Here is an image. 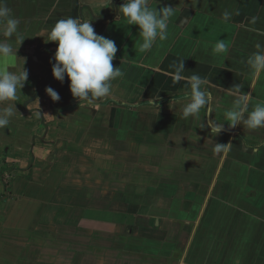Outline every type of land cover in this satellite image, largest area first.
I'll use <instances>...</instances> for the list:
<instances>
[{
  "label": "crops",
  "instance_id": "obj_1",
  "mask_svg": "<svg viewBox=\"0 0 264 264\" xmlns=\"http://www.w3.org/2000/svg\"><path fill=\"white\" fill-rule=\"evenodd\" d=\"M122 3L8 0L26 37L16 63L28 71V79L13 102L17 111L9 128L0 129V264H264V129L229 128L225 123L215 136L201 128L208 119L205 109L194 119H180L190 89L172 77L173 66L183 60L184 74L205 78L214 98L239 84L264 100V79L253 84L243 63L257 43H264V0H163L157 7L179 6L181 11L170 23L169 38L145 53L139 51L138 26L119 17ZM225 11L231 14L227 23L221 19ZM69 16L90 21L118 49L112 63L124 74L113 82V94L94 104L80 103L68 78L61 83L52 75L58 45L45 41L47 32ZM218 39L229 45L222 57L211 54ZM48 87L58 92L59 101L46 93ZM155 96L160 110L153 107ZM223 99L230 106V98ZM215 116L224 122L223 111L214 106ZM229 142L233 146L226 157L214 154L215 143ZM109 145L115 147L116 159L131 157L135 173L132 192L121 198L130 202V215L114 216L123 224L146 220L143 227L150 226L143 242H110L103 229L112 196L101 193L92 199V193L80 192L79 165H84L86 179L98 150L103 157L93 164L101 171ZM69 198L100 203H91L85 212L96 227L81 232L103 237L76 242L84 235L72 231L68 258L58 249L49 256L43 239L59 231L48 230L47 222L63 214ZM19 199L29 202L31 211L13 210ZM152 230L157 239L150 237ZM33 239L38 252L34 261L28 256ZM112 252L117 258L110 260L106 254ZM125 252L131 254L128 259Z\"/></svg>",
  "mask_w": 264,
  "mask_h": 264
},
{
  "label": "clouds",
  "instance_id": "obj_2",
  "mask_svg": "<svg viewBox=\"0 0 264 264\" xmlns=\"http://www.w3.org/2000/svg\"><path fill=\"white\" fill-rule=\"evenodd\" d=\"M111 4L112 0H107ZM163 0H123L118 9L119 17L127 25H136L139 29V51L152 50L158 41L169 38V26L178 15L179 6L164 5ZM223 22L231 20L227 11L221 14ZM20 32V20L8 6V0H0V129L9 128L14 113L18 91H21L28 79V71L17 65V50L25 40ZM13 41L18 45L14 47ZM46 42H56L58 47L52 57V75L63 83L65 77L70 81L69 88L72 96L82 102L94 104L113 94V82L123 76L121 67H114L112 61L118 51L115 42L98 35L90 21L79 17L58 19L47 32ZM229 52V45L218 39L211 45L213 56H224ZM51 62V61H50ZM123 63V62H122ZM247 75L253 84L264 79V43H257L255 51L243 61ZM172 77L175 84L184 82L190 89L185 97L186 103L180 107V119L188 121L199 116L202 109L206 110L201 128H208L210 133L218 136L229 128L242 125L245 130L264 129V100L255 99L251 92L242 91V86L235 84L223 90V96L230 98V106H225L223 96L214 98L208 89V81L200 75H185L184 61L174 66ZM53 101H59L58 92L51 87L45 89ZM158 96L153 98V107L160 110ZM135 106V105H133ZM214 106L223 111L221 123L215 116L212 118ZM204 117V118H205ZM232 143H215L214 154L226 157L232 149ZM259 151V149H254Z\"/></svg>",
  "mask_w": 264,
  "mask_h": 264
},
{
  "label": "rangeland",
  "instance_id": "obj_3",
  "mask_svg": "<svg viewBox=\"0 0 264 264\" xmlns=\"http://www.w3.org/2000/svg\"><path fill=\"white\" fill-rule=\"evenodd\" d=\"M93 154H94L93 159L91 158V161H90L91 162V171L89 170L90 176L86 177V179H84L85 177L83 175V170H81L84 165L83 164L79 165V170H77V173H79L78 175L79 180L82 183L81 184L82 186H80L79 188H82L80 192H82L83 190L86 192V194L92 193L91 194L92 199L99 198V197L101 198L100 196L101 193H107L109 197L112 196L111 197L112 202H109V201L107 202L108 204L107 212L109 216L107 218L108 224L104 223L105 228H107V230L103 229L104 231H107L104 233V236L108 234L109 241L112 243H115V242L118 243L124 240L126 243H132V241L135 243H137L138 241L143 242L142 239L146 240L148 237L149 232L147 230L149 229V226H150L148 224L147 227H143L144 222L146 220H144L143 223L139 222L137 224L135 223L132 224L131 222H125L126 218H124L125 223L123 224L122 218L114 216L115 213H121V212H124L125 214L127 213L128 215H130V213L128 212L130 211L129 210L130 208H128L130 202L122 200L121 194L132 192V189L130 187L128 188V183H131L133 181V175L135 174V173H132V170H131L134 167V163L132 162L133 160L131 159L130 156H123L121 164L119 165L118 160L116 161L115 147H112L110 150H108V152L105 153L104 151L105 157H107V159L105 160L106 163L104 165L101 164V168H100L101 171H99V165L95 166L93 163H94L95 158L99 159L103 157L102 156L103 152H99L98 150H95ZM119 157L121 156L118 155V158ZM140 160L141 161L143 160V156L140 157ZM134 172H137V171L134 169ZM142 173L144 175L142 176L143 179L146 180L147 178L146 170L142 171ZM84 183H86V185H84ZM63 188L64 187H61V190ZM127 189H129V191H127ZM76 203H77V206L71 207V209L65 208L62 211L63 214L61 213V215L58 218H56L54 221L52 220L53 222L52 221L47 222L46 228L48 230L54 229L56 231H59V233H56L55 235L47 234V237L45 235V238L43 239V245L45 247V253L46 252L49 253L47 255L50 256L51 255L50 253L53 249H58L61 255L68 258V255L73 252V250L71 249V243H73L71 239L73 237L69 236V235H72L70 233L72 231H74L77 236H81V234H77L78 232L84 235L81 237H77V239L75 240L76 242L82 241L81 238H84V237L89 238L90 241L99 242L100 238L103 237V236L100 237V235L97 233H93V234L84 233L83 234V232H81V231H85L86 228L94 227L95 224L97 223L89 221L91 219H89V217H86L87 214L84 213V209H89V208H87L88 203L84 199L78 200ZM91 203L97 206L100 205L98 201H91ZM101 204L104 205V203H101ZM13 208H15L13 210H25L26 212H29L32 209L29 202L20 201V199L14 203ZM98 221L99 220H97V222ZM48 226H52V227H48ZM153 233L154 232L152 230V232H150V237L153 236L155 238ZM54 236L60 237V239L59 240L54 239V241H51L50 237H54ZM55 242L56 243L60 242V243L57 245L55 244ZM36 244H37L36 239H33L32 242L28 244V247H29L28 256L33 261L35 260V257L38 254L36 250L37 249ZM97 245L99 246V244ZM31 247H33L34 249H32ZM78 253H83V251H80ZM106 256L109 257L110 260L117 258V255H115V253L113 252L106 254ZM127 256H131V254L125 252L124 258L128 259ZM110 260H107V261H110Z\"/></svg>",
  "mask_w": 264,
  "mask_h": 264
},
{
  "label": "flooded vegetation",
  "instance_id": "obj_4",
  "mask_svg": "<svg viewBox=\"0 0 264 264\" xmlns=\"http://www.w3.org/2000/svg\"><path fill=\"white\" fill-rule=\"evenodd\" d=\"M122 158H123V157H119V158L116 159V161L118 160L119 165L121 164ZM116 161H115V162H116ZM141 175H143L142 171H141ZM143 176H144V175H143ZM141 180H143V179H141ZM129 187L132 189L130 183H128V188H129ZM135 188H137V186H135ZM127 191H129V189H127ZM127 195H128V192L123 194L124 197H127ZM124 197H121V198L126 200V198H124ZM79 200H80V199H79ZM77 201H78V200L75 201L74 199L69 198V200L67 201L68 204H66L65 207H67L68 209H71V207H75V206H77V203H76ZM85 201H86V200H85ZM86 202L88 203V205L91 204L90 201H86ZM64 203H65V202H64ZM62 204H63V203H61V205H62ZM88 205H87V206H88ZM86 211L88 212V209H84V213H85ZM60 262L63 263L64 261H60Z\"/></svg>",
  "mask_w": 264,
  "mask_h": 264
}]
</instances>
